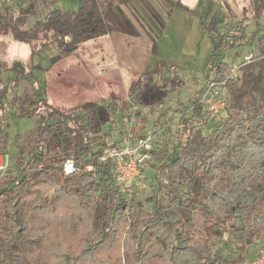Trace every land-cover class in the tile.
Masks as SVG:
<instances>
[{
    "label": "trees",
    "instance_id": "trees-1",
    "mask_svg": "<svg viewBox=\"0 0 264 264\" xmlns=\"http://www.w3.org/2000/svg\"><path fill=\"white\" fill-rule=\"evenodd\" d=\"M67 2L70 6L53 7L44 20L24 28L18 17L1 14L0 0V35L9 33L14 41L30 45L42 32L52 31L70 38L64 48V54L70 55L84 40L111 34L98 0ZM168 4L193 12L180 0ZM251 5L254 18L259 19L264 0H252ZM202 25L214 42L203 85L188 107L180 103L174 109L179 143L175 152L160 157L155 188L144 201H139V190L129 191L116 182L113 164L101 160L105 149L114 145L108 142L110 132L103 138L97 134L102 126L113 125V118L122 111V126L132 124L129 133L134 138L136 127L160 107L155 96L150 102L144 99L155 76L166 81L158 65H149V49L121 102L110 97L105 103L73 108L52 105L45 94V82L41 86L33 72L47 71L59 60L57 56L44 69L39 63H31L28 70L20 64L2 69L13 78L0 83L1 126L6 125L7 108L11 112L12 107L17 114L12 110L10 115L32 117L35 127L29 151L16 137L15 174L0 189V264H35L37 258L47 264L251 263L254 257L247 261V247L260 235L254 224L264 221V182L254 189L253 199L245 182L264 170V114L242 109L236 102L240 90L229 80L232 108L225 117L206 115L199 102L204 83L225 77L232 64L223 59L224 54L239 49L244 37L239 34L242 26L238 33H221L216 17ZM45 47L31 50L30 61ZM20 80L30 81L34 88L25 111L16 107V97L8 100V91L15 92ZM159 117L165 118L166 112ZM197 128L209 134L200 148L193 149ZM3 133L0 127V146ZM67 161L74 167L69 175L63 172ZM166 188L174 189L176 195ZM190 209L201 215L203 229L194 225ZM224 234L228 249L219 246L213 250V239L218 243Z\"/></svg>",
    "mask_w": 264,
    "mask_h": 264
},
{
    "label": "rangeland",
    "instance_id": "rangeland-1",
    "mask_svg": "<svg viewBox=\"0 0 264 264\" xmlns=\"http://www.w3.org/2000/svg\"><path fill=\"white\" fill-rule=\"evenodd\" d=\"M67 1L2 0L1 14H12L15 18L18 17L24 28H30L36 22L44 20L51 8L70 6ZM169 1L176 0H98L102 17L113 31L109 36L84 40L70 55L64 54V48L70 38L52 31L42 32L38 40L30 45L14 41L9 33L0 35V83L4 85L13 78L12 73L3 71L13 64H20L28 70L31 63H39L44 69L49 66L51 58L57 56L59 60L47 71L36 70L33 76L41 86H44L45 81L47 86H50L47 87L50 89L48 99L52 105L69 108L76 106L64 105L63 101L62 104L55 88L56 77L61 79V82L58 81L61 85L57 86L58 89H61L62 95L72 100L70 104L93 98L96 93L100 96L111 94L121 102L126 99L127 87L131 80L135 79L138 65L144 62L145 50H150L149 65H158L160 75L166 81L163 82L155 76L153 85L145 89L144 99L150 102L155 96V101L161 103L160 107L144 124L136 127L134 138H130L129 133L132 124L122 126V111H118L113 118V125L108 123L102 126L97 134L103 138L105 133L110 132L111 138L108 142L112 144L142 138L147 134L152 137L151 159L142 166L141 171L146 187L139 190V201H144L152 195L155 188V168L160 157L172 150L175 152L178 146L180 138L175 136L176 130L179 129L178 114L173 112L174 109L180 103L188 107L203 85L206 63L214 42L204 29L202 21L207 22L216 17L221 33H238L239 27H243L242 32H239L244 37L239 49L225 53L223 59L228 63L238 64L244 55L253 53V61L242 67L233 86L240 90L236 102L242 109L264 114V6L259 19H256L252 0H180L193 12L169 5ZM43 45L46 47L40 49L38 56L31 62V50H38ZM33 89L30 81L20 80L15 92L8 91V100L16 97V107L25 111L29 107ZM224 96L226 108L222 112L223 117L226 116L224 113L232 108L229 101L230 92L227 91ZM106 101L99 99L96 102ZM7 110L3 117L7 118V122H3L6 125L1 126L0 123V127L4 128L1 136L3 143L0 146V189L3 183L15 174L14 164L18 157L16 137H19L18 144L29 151L32 148V133L35 127L32 117L16 118L10 115L12 107L11 112L10 108ZM13 111L17 114L16 110ZM164 111L166 117L160 118L159 115ZM208 134V130L197 128L192 139L193 149L198 148ZM58 144L63 147L61 140ZM263 182L264 170L245 182L246 192L251 199L255 196L254 189H258V185ZM166 191L176 195L172 188H166ZM261 197L264 198V194ZM175 212L182 214L178 209ZM190 216L194 225L200 230L203 229L201 215L190 209ZM254 227L260 235L247 247V261L264 249V221L254 224ZM227 239L226 234L222 236L221 241H217L218 243L213 239L212 249L225 247ZM45 263L40 258L35 262Z\"/></svg>",
    "mask_w": 264,
    "mask_h": 264
},
{
    "label": "built area",
    "instance_id": "built-area-1",
    "mask_svg": "<svg viewBox=\"0 0 264 264\" xmlns=\"http://www.w3.org/2000/svg\"><path fill=\"white\" fill-rule=\"evenodd\" d=\"M253 59L254 55L250 52L242 57L240 63H231V68L224 78L204 83V90L199 102L202 104L207 116H219L225 111L226 100L224 95L227 94V82L229 80L234 81L242 67L251 63ZM151 140L152 137L147 134L142 138L114 144L103 152L101 160L113 164L116 182L129 191L132 189L141 190L146 187L141 169L151 159ZM0 168L2 167L0 166ZM73 171L72 162L67 161L63 166L64 174L69 175ZM250 264H264V249L259 251Z\"/></svg>",
    "mask_w": 264,
    "mask_h": 264
},
{
    "label": "crops",
    "instance_id": "crops-1",
    "mask_svg": "<svg viewBox=\"0 0 264 264\" xmlns=\"http://www.w3.org/2000/svg\"><path fill=\"white\" fill-rule=\"evenodd\" d=\"M57 78V82H56V86H55V88H57V92H58V95L60 96V101L62 102H65L64 103V105H71V106H78V105H81V104H84V103H86V102H96V101H98L99 99H103V100H107L108 98H110V97H112L111 96V94L110 93H108V94H110V95H105V96H103V94H101V96L100 95H98L97 93H96V91H95V93H96V96L95 97H93V98H89V99H87V100H83V101H77V102H75L74 104H70V103H72V100L71 99H69L68 97L66 98L65 97V95H62L61 93V89H58L59 87H57V86H61L60 85V82H61V79L60 78H58V77H56ZM62 78V77H61ZM58 81H60V82H58ZM47 87L49 88L50 86H47V82L45 81V94H46V96H47V98H50V95H49V90L50 89H47ZM63 99H62V98ZM63 102H62V104H63Z\"/></svg>",
    "mask_w": 264,
    "mask_h": 264
}]
</instances>
